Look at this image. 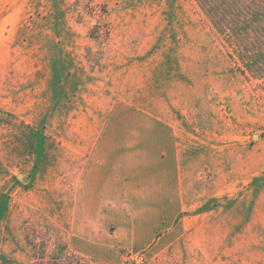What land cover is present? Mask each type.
<instances>
[{"label":"rangeland","instance_id":"obj_1","mask_svg":"<svg viewBox=\"0 0 264 264\" xmlns=\"http://www.w3.org/2000/svg\"><path fill=\"white\" fill-rule=\"evenodd\" d=\"M0 76V264H98L69 226L100 135L162 178L125 264H264V0H0Z\"/></svg>","mask_w":264,"mask_h":264},{"label":"crops","instance_id":"obj_2","mask_svg":"<svg viewBox=\"0 0 264 264\" xmlns=\"http://www.w3.org/2000/svg\"><path fill=\"white\" fill-rule=\"evenodd\" d=\"M2 79L0 76V99L3 95ZM10 111L1 101V125L8 121ZM156 123L159 130L146 136L148 145L151 144L148 148L153 150V154L158 149L157 145L166 142L164 131L168 133L164 125ZM26 124L28 127L29 124ZM104 137L100 135V140L95 141L77 175L69 226V249L76 254L94 257L98 264H125L126 258L157 243L163 230L161 208L151 212L143 210V207L164 206L163 198H155V195L153 197L146 192L147 187L153 191L158 186L161 188L162 178L156 167L153 169L154 162L150 163L151 169L140 165L141 162L134 169L128 168L130 164L126 160L129 161L132 142L119 139V145L115 147L114 141L105 142ZM36 157L23 174L35 173L38 166ZM143 184L147 187L143 188ZM143 190L145 194L140 193ZM130 207L141 209L130 216Z\"/></svg>","mask_w":264,"mask_h":264}]
</instances>
